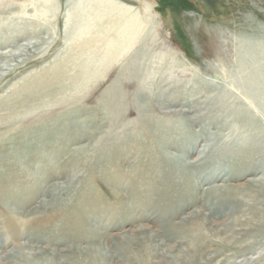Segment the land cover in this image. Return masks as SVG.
Wrapping results in <instances>:
<instances>
[{
  "label": "rangeland",
  "instance_id": "obj_1",
  "mask_svg": "<svg viewBox=\"0 0 264 264\" xmlns=\"http://www.w3.org/2000/svg\"><path fill=\"white\" fill-rule=\"evenodd\" d=\"M116 1L129 11L96 0H0V264H16L5 254L26 240L34 256L24 264H83L77 242L114 245L112 237L85 240L89 225L115 235L139 225L163 229L166 250L179 228L206 252L199 262L264 264V190L238 224L226 220L242 206L183 218L203 201L208 175L219 184L230 176L237 186L264 175V141L198 160L186 169L191 183L162 145L177 146L181 136L166 122L193 119L201 132L188 156L195 160L226 127V106L240 112L231 120L239 128L252 121L264 132V0ZM153 25L169 48L147 45ZM129 61L135 71L124 89L162 137L141 124L114 127L98 104ZM240 223L244 234L232 239ZM151 241L158 235L133 248L142 254L136 264H156Z\"/></svg>",
  "mask_w": 264,
  "mask_h": 264
},
{
  "label": "bare ground",
  "instance_id": "obj_2",
  "mask_svg": "<svg viewBox=\"0 0 264 264\" xmlns=\"http://www.w3.org/2000/svg\"><path fill=\"white\" fill-rule=\"evenodd\" d=\"M97 1L101 5L102 4L105 5V3H108L110 6L112 5L113 7L118 8L120 10L129 11L127 6L122 5L121 3H119L116 0H96V2ZM147 10H148L147 11L148 14L150 16H152L153 21H154L156 15H151V11H150L149 7H147ZM152 13H153V11H152ZM155 22H157V21H155ZM149 37H150V40H149V44L147 43V45H150V47L153 48V45L160 44L161 46L162 45L165 46V48L166 47L169 48V45L166 41L167 39H165V37L163 35L162 36L159 35L158 30H157V28H155L154 25H153V32L150 33ZM130 61L126 65L127 68L124 66V68H122L120 70L119 75L117 77V80L115 79L114 83L112 82L111 85L108 86L100 94V97L97 100L98 104L104 110V112L108 114V116L110 117V121L112 122V125L114 127H117V128L119 127V129H122L125 127H129V126L125 125L127 123H130L131 126L132 125L138 126L139 124H141L142 128L144 127L146 129L152 131L151 133L155 137L156 136L162 137L163 136L162 134L161 135L158 134V132H157L158 130L155 131L157 128H155V130H154L153 124H152L150 118L147 117L146 115H144L143 112H144L145 105L141 106V105H138V103L135 104L134 100H132V98L129 97L130 94H128V91L127 90L125 91V89H124L123 80H126V78L128 79L129 77H131L133 75L131 71L134 70L133 68L135 66L134 62H130ZM147 78H148V76H147ZM150 79H151V76H150ZM142 84H144V83H142ZM144 85H146V84H144ZM149 86H151V84ZM134 95H135V93H134ZM133 99H135V98H133ZM32 102L33 101H31L30 103L32 104ZM27 103L28 102H26L25 104H23V103L20 104V105H22L21 107H23V110H25L26 107H28V106H29V108L31 106H35L34 104L26 105ZM226 107L223 108V113H222V115H220L224 118V120H226V124H227L226 127L223 126V128H222V130H220V132H217V133L212 132L213 135L211 133V136L208 138V140L201 146V148H200L201 150L199 151L198 156L196 157L195 160L189 159V157H188L191 154V152H193V151L195 152V150L198 151L197 150L198 149L197 143H198V139L200 136L199 134L201 133V132L199 133L198 128H196L197 126H194V120L189 119L185 125L179 124L177 126H174V124H175L174 122H176V121L166 122L167 125L173 126L175 129H177V131L179 133H181V136L179 137L180 139L177 140V142H178L177 146L172 147L170 144L167 145L168 141L163 140V139H162V145L164 146L165 151L169 155H171L177 163H180V159H181V164H179V168H180V170L182 169L181 171H183L182 173L184 174V176L189 175V177L191 179L189 178L187 180H188V182L190 181V183L192 181H194V174L192 172L188 173L189 171L188 170L186 171V169H188V168L193 169L195 167L194 165L197 163L198 160H202L203 158L210 156V154H212L216 151H226L227 150V151H230L232 154H235L238 151L240 152V150H249V149L255 148L257 146H260L259 144H263V141H264L263 130L261 128L258 129L257 124H255L252 121H248L247 122L248 124H246V126H243L244 128L243 127L239 128L236 121L232 122L231 120H233L234 117L236 120L240 119V112L237 111L233 114V112L232 113L230 111L228 112V110H226ZM167 108L171 110L170 112H177V113L181 112V115L183 114V112L180 110L177 111L174 109V111H173V108H171V107L170 108L167 107ZM133 115H135V116L132 117ZM35 119H36V117H35ZM227 119L229 120L228 122H227ZM219 126H220V124H219ZM142 128L140 130H142ZM26 133H28V132H26ZM202 138H203V136H202ZM230 142H232L231 145H229ZM170 148H174V150L175 149L178 150L180 152L179 155H178V153L170 150ZM214 174H216V173H214ZM230 179H231L230 176L223 177L221 179L222 183L219 184V183H216V181H214V178L211 179L208 175L204 180H202V183L209 182V183H207V186L204 189V193H205L204 199L200 203V205L192 213L183 217L184 220L186 221V220L190 219L191 216H195V217L197 216L198 217L199 215H203L205 217L204 219H206V213H207L206 211L207 210L217 211L218 213H221V212H223L224 209H226V210H224L225 212H229V211L234 212L236 206H242V209L240 210L239 216H237L236 214H235V216L232 215L233 217H230L229 219H227L226 223L233 222V223L238 224L239 220H240V219L238 220V218H241V220L244 218H250L251 212L248 210V208H250L249 206L252 205V202H253V199H254L255 193H256L255 191L259 192V191L264 190V175H262L260 177L254 176L253 178H250L246 184L244 183V185L242 184V185H238V186L234 185V183H232V182L230 183V181H229ZM115 188L117 189V186H115ZM116 194H118V193H116ZM230 198L234 199V202H231ZM19 199H20V196H19ZM47 201H48V199L46 197L42 200V203L46 204ZM224 203L228 204L229 206L228 205H226V206H228L229 208L224 207V205H225ZM35 211H36V209H35ZM33 213H35V212H33ZM22 214L23 213H21V215ZM24 215H26V214H24ZM78 215H79V213H78ZM241 223H243V221ZM241 223L239 224L240 228H235V229L231 228V233H232L231 238L232 239L234 237H236L238 234L239 235L244 234L243 231L245 229V227H244L245 224H244V226L241 227V225H243ZM170 226H172L173 230H174L176 223H171ZM148 227L149 226H147V225H139L134 230H130V231L123 233V234L115 235V234H109L108 232L100 230V228H98V227H94V226L89 225V227L87 229V230H89L88 236L86 237L85 240L90 241L91 239H96L97 241L98 240L103 241L104 238L112 237L114 245H112L108 241L102 242L99 245H96L92 242H91L92 244H88V243H85V244L79 243L78 244V242H77V244L74 245V250L76 251V256H78V258H80L82 260L83 264H114L115 262L113 263V259H115V258L117 259L115 264H136L138 260H141L142 254H139V252L134 251L133 248H136V247L143 248V245H144V244H142L143 241L146 242L148 237L152 238L155 235H158L159 241H151V246H152L153 252L155 254L154 260H155L156 264H188L189 262H198V264H204V261L199 262V260L202 257V254H206V252L201 251V246L195 240V237L193 235L185 234V233L181 232V230H179V228L177 229V231L174 230L175 231L174 234L176 236L175 237L176 243L174 242L173 244L168 245L167 250H166L165 249L166 247L164 248V243L166 241L165 240L166 238L162 237V235L164 234L163 236H166L168 238L170 235L165 234V232H167V231H164L163 229H159V230H156L157 232L154 230H150L149 232H147L145 230L149 229ZM79 231H80V229H79ZM143 231H145L147 233H144ZM169 232H171V231H169ZM221 236H222V234H221ZM27 237H29V236H27ZM219 238H221V240H224L223 237H219ZM140 239L142 241H140ZM117 245L118 246L121 245V246L117 247ZM49 248L53 249V247H49ZM118 248H120V249H118ZM7 250H8V248H7ZM60 250L62 251V249H60ZM145 250H147L146 247H145ZM195 250L201 251V253L196 252ZM52 252H54V250ZM143 252H145V251H143ZM161 254H162V257H159ZM5 255H9L10 258H12V260L17 261L16 264H19V263L24 264V261L27 262V260L31 259L34 256V249H33V246L31 244V241L26 240V241H23L21 243H18L16 248H12V249L8 250ZM20 256H22L23 259L19 261L18 258H20ZM62 256H61V258H62ZM64 256L67 257L68 261H70L71 258L69 256V254H66ZM180 260H182L181 263H179ZM60 261H61V259H60ZM142 264H144V263H142Z\"/></svg>",
  "mask_w": 264,
  "mask_h": 264
}]
</instances>
